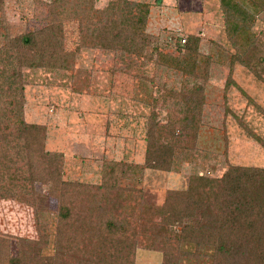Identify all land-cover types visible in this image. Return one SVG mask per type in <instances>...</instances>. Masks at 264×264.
Returning <instances> with one entry per match:
<instances>
[{"label": "rangeland", "instance_id": "1", "mask_svg": "<svg viewBox=\"0 0 264 264\" xmlns=\"http://www.w3.org/2000/svg\"><path fill=\"white\" fill-rule=\"evenodd\" d=\"M92 1L94 14L71 0V10L77 13L53 21L61 24V48L71 52L67 62L46 60L47 65L20 67L24 121L43 126L44 134L34 148L40 159L29 168L34 175L28 186L32 201L0 198V236L6 240L0 264H10L22 253L35 260L48 256L49 264H80L85 244L98 252L97 264H120L109 257L117 248L118 231L101 229L105 221L119 217L127 221L135 242L133 263L163 264L165 254L156 230L159 216H146L139 204H162L166 191L186 188L195 171L220 176L229 164L264 167V145L258 138L264 139V8L255 12L249 30L255 51L231 44L219 0H131L148 4L145 34L130 50H123L85 38L92 23L110 20L108 7L113 0ZM50 3L0 0V46L8 38L45 27L55 17ZM248 11L252 12L250 6ZM190 35L199 39L196 53L183 58L185 50L180 46ZM152 44L167 55L181 54L176 67L156 62ZM239 57L256 65L242 64ZM149 122L169 125L173 133L163 134L162 141L179 139L185 146L175 152L170 170L145 162ZM46 151L62 155L63 182L100 184L102 169L111 161L140 168L129 169L120 178L119 188L127 187L130 193L120 196L110 188L101 201L73 197L69 218H61L64 193L59 185L51 192L52 175L45 174L56 161L45 156ZM168 229L172 233L179 227L171 224ZM179 248L176 264H223L208 249L193 254V243L183 241ZM233 260L257 263L254 258Z\"/></svg>", "mask_w": 264, "mask_h": 264}, {"label": "trees", "instance_id": "2", "mask_svg": "<svg viewBox=\"0 0 264 264\" xmlns=\"http://www.w3.org/2000/svg\"><path fill=\"white\" fill-rule=\"evenodd\" d=\"M70 1L51 0L50 14L55 17H51L45 27L20 33L12 39L8 38L0 46V198L32 201L29 199L32 192L28 186H31L34 175H31L29 168L40 159V151L34 148L42 142L44 127L24 121L20 67L47 65L46 60L60 65L67 62L71 52L61 48L59 44L61 21L60 25L53 24V21L61 16L67 17L69 13H77L78 10H71ZM73 1L79 8L81 6L82 9L88 8L87 11L93 10L92 0ZM244 2L246 1L219 0L231 44L238 48L241 45L251 46L256 51L249 30L253 25L255 12L264 8V0H248L247 4ZM249 6L252 12L248 11ZM108 9L111 12L109 23L107 21L102 25L92 23L93 28L86 32L85 38H96L101 47H109L111 44L123 50H130L138 38L144 37L148 4L131 0H113ZM93 14L91 16H95ZM36 40H41L45 46L42 47ZM183 40L185 43L180 46V50H185L183 58L191 57V51L196 53L199 39L190 35ZM151 47L156 62L176 67L177 60H181L179 58L181 54L167 55L157 45L152 44ZM255 51L249 52L255 54ZM243 54L240 52V55ZM192 58L195 59V55ZM243 58L239 57L237 60L247 66L251 64V68L256 65L254 61L248 64ZM257 59V62H260L261 57L257 56ZM168 126L154 122L147 125L144 157L148 167L170 170L175 152L185 147L179 139L176 142L162 141L163 134L167 136L173 133ZM258 138L264 145V139ZM44 153L45 156L52 158L51 161H56L54 167L51 164L53 170L45 175H52L51 192L58 187L57 185L62 187L60 189L64 196L62 195L63 198L60 199L58 211L61 218H69L71 214L69 205L73 197L85 201H101L110 188H116L120 196L130 193L127 187L119 188L120 178L127 175L129 169L133 172L135 168H140L136 164L111 161L106 162L102 169L100 184L63 182L60 179L62 155L48 151ZM139 205L142 206L143 214L159 216L156 230L159 233V245L165 254L163 264H176V259L181 254L180 243L183 241L194 244L193 254L208 249L210 255L212 254L215 260H221L223 264L225 261V264H241V261L236 263L237 261L233 260L238 257L250 262L254 258V263L257 262L255 264H264V167L229 164L220 176L203 175L195 171L190 175L186 188L168 189L162 204ZM186 221H189V224ZM171 224L178 225L179 230L170 233L168 226ZM127 225V221L121 217L117 221L108 219L101 225V229L109 232L118 231L114 237L117 248L113 254L111 250L108 255L119 260L120 264H134L135 242L129 237ZM40 227V223H37L39 231ZM4 246L6 240L0 236V251ZM87 250L85 244L84 252L79 254L80 264H97L95 260L99 258L98 252ZM35 259L27 258L22 253L12 257L10 264H49L47 261L51 260L48 256Z\"/></svg>", "mask_w": 264, "mask_h": 264}]
</instances>
